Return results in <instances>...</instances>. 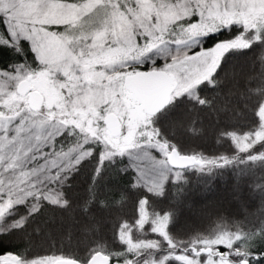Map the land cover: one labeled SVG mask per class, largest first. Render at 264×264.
I'll return each mask as SVG.
<instances>
[{
  "label": "trees",
  "instance_id": "trees-1",
  "mask_svg": "<svg viewBox=\"0 0 264 264\" xmlns=\"http://www.w3.org/2000/svg\"><path fill=\"white\" fill-rule=\"evenodd\" d=\"M260 55L261 46L255 43L246 49L227 53L214 72L213 84L199 87L196 99L174 100L157 114L145 113L144 121L136 117L128 123L123 118L120 135L136 132L137 150L157 155V145H163L165 151L176 148L180 153L189 154L199 151L209 155L231 152L232 143L223 136L224 133L230 130L240 132L258 122L256 112L264 98V71L261 70ZM15 59L13 55L3 57L0 67H6ZM236 67L244 68L246 76L242 74L237 77L238 72L233 75ZM101 121L99 125L103 126ZM180 121L182 130L176 125ZM18 125L19 120L9 126V138L16 136L14 129ZM207 131L212 132L215 138H223L214 142L191 141V136L203 137ZM23 134L29 135L27 132ZM82 137L77 130L71 138L64 135L56 141V152L63 154L70 147H74V150L57 167L55 181L48 179L54 175L51 171L33 174L34 165L9 167L11 161L8 156L11 153L6 148L8 140L3 146L0 145V149H3L0 157L6 161L4 172L0 173V182H4V186L14 181L20 182L18 174L21 170L28 176L21 181L26 184L24 188L9 187L8 207H5V203L0 208V230L7 232L0 235V254L4 257L11 253L20 260L62 257L86 262L93 252L101 251L111 258L112 264H131L136 256L124 244L115 241V219L117 224L130 220L143 200L150 213H168L167 231L176 240L213 228L219 218L235 222L248 209H253V206L238 209L233 200L229 201L231 196L241 199L237 191H232L236 184L247 180L249 184L248 177L241 174L238 167L218 165L205 174L195 167L210 165L208 160L185 169L167 165L168 170L163 168V171L173 174L168 175L160 190L153 192L145 188L134 166L127 168L129 165H125L128 158L123 153H127V150H122L121 155L111 156V159L106 156L101 161L103 153L97 142L83 141ZM61 143L64 144L63 148L59 147ZM81 154L90 158L84 159L77 170L76 161ZM69 164L71 167L67 166ZM68 176L71 178L65 179ZM61 192L63 195L58 199L67 201L63 207L59 203L53 205L46 199ZM227 203L228 208H209L211 204L218 207ZM33 209L38 211L33 214ZM57 223L64 230L54 232ZM78 225L81 232H73ZM86 229L88 232H85ZM17 237L20 240H15ZM246 250L260 256L264 248ZM249 264H254L253 258H250Z\"/></svg>",
  "mask_w": 264,
  "mask_h": 264
},
{
  "label": "rangeland",
  "instance_id": "rangeland-1",
  "mask_svg": "<svg viewBox=\"0 0 264 264\" xmlns=\"http://www.w3.org/2000/svg\"><path fill=\"white\" fill-rule=\"evenodd\" d=\"M102 2L106 5V23L98 27H101L102 31H107L108 38L100 44V58L103 61L100 68L113 81L104 89V108L107 110L104 114L110 111L116 113L120 123L123 118L128 123L136 117L140 121L145 120L144 114L147 113L145 106L137 101L133 92L123 84L127 75L137 71L155 69L167 73L172 86L169 104L180 98L196 99L199 87L213 84L214 72L227 53L246 49L254 43L261 46L260 62L261 70L264 71V0H102ZM0 31H4L3 25H0ZM27 47L25 44L26 50ZM162 48L167 49L166 56L160 54ZM7 52V49H0V59L12 56L11 53L4 55ZM28 57V60L32 59L30 53ZM114 57H119L120 62L108 66L107 61ZM237 68L239 67H236L232 74L238 72L237 77H241L242 74L245 77L244 68H239L238 71ZM262 78L264 79V74ZM44 103H47V100H44ZM256 114L258 117L256 125L240 132L230 130L224 133L223 136L232 143L231 152L227 153L224 149V152L215 155L201 151L192 154L181 153L194 155L201 161L208 160L210 165L195 167L197 170L200 169L198 172L205 174L213 171L218 165L238 167L240 173L248 177L249 184L248 180L236 184L232 191H237L241 199L231 196L229 201L233 200L232 203L237 205L238 209H243V206L244 209L253 206V209L244 212L241 219H236L238 221L219 218L213 228L186 239L176 240L167 231L168 213H150L143 200L130 220H123L117 224L115 219V241L124 244L136 256L131 264H241L242 260H248L249 264L251 257L248 258L247 254L255 252H249L246 248H264V98ZM181 122H177L176 125L182 130ZM97 127L103 129L104 125ZM9 130L0 135V140H4V143L7 142L5 136H8ZM82 135L83 141L97 142L105 157L108 153H112V156L121 155L119 149L127 150V153L122 151L128 158L125 165H129L127 168L134 166L146 189L153 192L160 190L168 175L173 174L163 171V168L168 170L167 165L170 166L167 163V156L172 148L165 151L163 145H157L158 155L140 152L136 148V132L114 137L108 132L106 135L98 133L95 137L91 133ZM222 138H215L212 132L207 131L203 137L191 136V141L199 139L214 142L215 139L219 141ZM146 154L153 162L138 159ZM98 166L100 167V164ZM3 172L4 168L0 170V173ZM24 174L21 170L18 180L27 179L28 176ZM174 175L176 177V174ZM21 181H14L6 186L3 185L4 182H0V208L10 202L9 187L22 189L26 186L25 182ZM224 205L216 207L211 204L209 208H213L212 210L228 208V203ZM59 226L57 223L53 231L64 230ZM73 232L80 233V225L73 228ZM85 232H88L87 229ZM18 239L19 237L15 240ZM190 247H210L214 253L218 252L221 256L195 255L190 251ZM262 253L264 255V251ZM43 258L45 257L19 259L16 264H33V261Z\"/></svg>",
  "mask_w": 264,
  "mask_h": 264
},
{
  "label": "snow or ice",
  "instance_id": "snow-or-ice-1",
  "mask_svg": "<svg viewBox=\"0 0 264 264\" xmlns=\"http://www.w3.org/2000/svg\"><path fill=\"white\" fill-rule=\"evenodd\" d=\"M105 7L102 0H0V25L4 26L0 49L8 50L4 55L11 53L16 57L6 67H0V135L19 120L14 129L16 136H5L7 152L11 153L9 167L34 165L33 174L51 171L54 175L48 179L55 181L57 167L74 150L70 147L63 154L56 152L57 140L64 135L71 138L77 130L93 137L109 131L107 119L103 129L97 127L107 111L105 86L113 83L100 68V44L108 38L107 31L98 27L106 23ZM29 53L31 60L27 59ZM160 54L166 56L167 49L162 48ZM119 62V57L107 61L108 66ZM2 144L4 140H0ZM111 156L108 153L107 158ZM86 158L90 157L81 154L77 159V170ZM104 159L102 154L101 161ZM138 159L153 162L147 154ZM5 163L0 157V169ZM62 195L61 192L46 199L63 207L67 201L58 199ZM36 211L33 209V214ZM6 234L0 230V235ZM14 260L11 253L7 257L0 254V264H13ZM33 264L73 262L45 257ZM254 264H264V255L256 256Z\"/></svg>",
  "mask_w": 264,
  "mask_h": 264
},
{
  "label": "water",
  "instance_id": "water-1",
  "mask_svg": "<svg viewBox=\"0 0 264 264\" xmlns=\"http://www.w3.org/2000/svg\"><path fill=\"white\" fill-rule=\"evenodd\" d=\"M123 84L124 87L133 92L137 101L145 106L148 114H155L163 110L170 102L169 100L172 92V86L169 76L164 71L155 69L137 71L134 74L127 75L124 78ZM105 119L110 122L108 125V133L113 137L119 136L122 130L118 115L111 111L105 113L102 117L104 127ZM167 163L172 168L185 169L194 165H201L202 161L194 155L181 154L176 148H172L168 152ZM190 251L195 255L206 254L221 256L218 252L214 253L210 247H190ZM12 256L15 257L13 264H16L19 258L15 254H12ZM247 256L248 258H255L258 254L250 253L247 254ZM64 260L72 261L73 264H112L111 258L100 251L92 253L86 262H80L69 258H64ZM241 264H248V260H242Z\"/></svg>",
  "mask_w": 264,
  "mask_h": 264
}]
</instances>
